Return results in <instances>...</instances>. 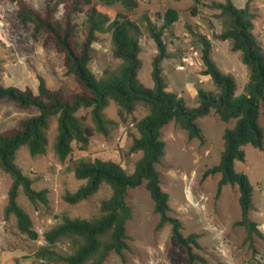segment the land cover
<instances>
[{
  "label": "trees",
  "instance_id": "trees-1",
  "mask_svg": "<svg viewBox=\"0 0 264 264\" xmlns=\"http://www.w3.org/2000/svg\"><path fill=\"white\" fill-rule=\"evenodd\" d=\"M15 5V15L24 26H30L32 36L37 41L42 36L41 45L51 49L63 58L64 75L72 77L78 92L65 96L60 91L51 90L43 78L39 79L37 93L30 89L20 90L14 87L4 88L0 84V101L16 103L18 108L36 107L39 114L24 119L17 129L0 133V169L8 174L12 183L4 208V218L14 217L19 232L31 240H37L38 234L32 227L29 215L18 204L20 191L33 205L49 203L47 189H33V180L22 174L15 164L16 153L26 147L32 156L43 155L47 151V129L49 119L57 117V134L52 145L56 158L67 165L78 180H84L75 192L65 193L63 199L68 204H77L95 195L102 185L110 189V197L100 204L97 218H68L43 233L45 245L39 247L35 257L58 264H104L114 252L123 260V252L129 249L126 224L132 216L127 203L130 189L144 184L154 204V212L159 215L157 225L161 228L170 223L171 238L186 249L187 264H208L207 260L194 252L198 247L196 233L183 236L181 223L169 216L168 194L160 187V174L156 165L165 153V143L161 139V130L174 122L186 132L188 140L205 139L197 120L211 110L222 122L235 120L231 128L223 133V151L219 164L206 170L203 177L219 175L217 195L225 185L239 187L240 219L234 223L246 232L245 241L250 244L253 237L262 238L257 224L251 220L253 210L252 186L244 173L233 170L235 161L244 162V147L263 149V131L258 123V110L264 106V47L253 33L255 13L248 6L237 8L231 0L212 2L210 8L219 11L222 30L215 39L229 41L233 52L241 53L242 62L248 70V81L244 92L236 96V82L233 77L223 73L211 58V42L201 34L192 36V44L200 51L204 67L203 75L209 76L214 90L207 91L201 82L194 83L196 107H188L184 99L167 90L162 76L161 62L171 59L173 54L167 50L165 33L172 31L179 18L175 9L168 8L159 18L158 24L144 18L150 39L156 47L152 59L151 78L153 88L148 89L137 80L142 61L139 26L128 20L110 18L99 12L91 0H46L44 13L32 8L26 0H1ZM105 6L120 4L127 11L137 7V0H99ZM59 7L63 8L60 18H56ZM82 19L81 22L78 20ZM110 33L112 51L115 58L121 60L119 70L114 73L104 71L97 79L89 69L92 59V45L97 34ZM113 102L117 114L123 119L137 106L147 108L148 114L134 124L138 137L133 138L130 152H140L134 169L127 173L119 164L100 159H75L74 145L79 152H85L94 132H104L108 121L103 110ZM90 109L95 129L84 124V118L76 116L81 109ZM66 242L70 248L67 254H60L55 247ZM39 264H43L42 262Z\"/></svg>",
  "mask_w": 264,
  "mask_h": 264
},
{
  "label": "rangeland",
  "instance_id": "rangeland-1",
  "mask_svg": "<svg viewBox=\"0 0 264 264\" xmlns=\"http://www.w3.org/2000/svg\"><path fill=\"white\" fill-rule=\"evenodd\" d=\"M39 13H44L46 0H26ZM237 8L245 7L248 0H231ZM212 2L225 0H137V7L127 11L120 4L105 6L99 0H91L92 5L111 21L119 18L136 23L141 29L139 57L142 61L137 75L138 82L152 89V59L156 47L146 29L144 18L158 24L159 18L168 8L179 13L177 22L170 33H165L167 50L173 54L171 59L161 62L162 76L167 90L181 96L188 107H196L194 83L201 82L207 91L214 90L210 78H204L199 49L194 46L192 36L204 35L211 42V58L217 67L230 75L236 82L235 95L244 92L248 81V70L242 62L241 53L231 50L229 41L215 39L222 30L219 11L210 8ZM248 6L255 13L253 33L264 47V0H249ZM63 8L59 7L56 18H60ZM0 15L4 26L0 28V84L2 87H14L20 90L30 89L37 93L39 79L43 78L51 90L60 91L68 96L78 92L72 79L64 75L63 58L51 49L41 45L42 36L36 41L30 26L22 25L15 15V5L0 0ZM82 19L78 21L81 22ZM92 45V59L89 69L97 79L105 70L116 73L121 60L115 58L112 51L110 33L97 34ZM198 52L197 63L186 69H178L184 63L183 58L190 55L189 48ZM39 114L36 107L20 109L12 101H0V133L17 129L24 119ZM148 114L147 108L137 106L131 114L121 119L117 106L109 102L103 110L108 121L104 132H94L85 152H79L74 145L75 159H100L119 164L127 173L134 169L140 152H130L133 138L138 137L134 124ZM76 116L84 118V124L95 129L90 109L81 108ZM204 136V143L188 140L186 132L174 122L161 130V139L165 143V153L156 165L160 174V187L168 194L169 216L181 223V234L188 236L196 233L198 247L194 252L204 257L208 264H264V145L262 150L250 145L244 147L245 161H235L233 170L244 173L252 186L253 210L250 218L257 224L263 237H253L250 244L245 241L246 232L234 225L240 219L239 187L225 185L217 195L220 176L203 177L206 170L219 164L223 151V133L231 128L235 120L222 122L211 110L197 120ZM258 123L263 131L264 142V106L258 110ZM57 134V117H51L48 123L47 151L43 155L32 156L26 147L16 153L15 164L22 174L33 180V189H47L49 203L33 206L20 191L18 204L29 215L37 240H31L19 232L14 217L4 218V208L12 179L0 169V264H58L35 257L39 247L45 245L43 233L68 218L93 219L100 215V204L110 197V189L102 185L98 192L87 200L77 204L64 201L65 193L75 192L84 180H78L60 162L52 151ZM191 192L192 202L186 199L185 190ZM127 203L132 216L126 224L129 249L121 257L112 252L104 264H187L186 249L171 238L170 223L158 228L160 217L154 212V204L149 193L141 186L130 189ZM55 250L67 254L70 248L66 242H60ZM200 264V263H197Z\"/></svg>",
  "mask_w": 264,
  "mask_h": 264
},
{
  "label": "built area",
  "instance_id": "built-area-1",
  "mask_svg": "<svg viewBox=\"0 0 264 264\" xmlns=\"http://www.w3.org/2000/svg\"><path fill=\"white\" fill-rule=\"evenodd\" d=\"M4 26V21L2 16L0 15V28H2ZM190 51V55L188 57H185L182 59L183 61V65L179 66L178 69H186L188 67H192L194 65H196L197 63V57H198V52L196 50H194L193 47L189 48Z\"/></svg>",
  "mask_w": 264,
  "mask_h": 264
},
{
  "label": "bare ground",
  "instance_id": "bare-ground-1",
  "mask_svg": "<svg viewBox=\"0 0 264 264\" xmlns=\"http://www.w3.org/2000/svg\"><path fill=\"white\" fill-rule=\"evenodd\" d=\"M190 193H191V192H189L188 189L185 190L186 199H187L189 202H192V196H191Z\"/></svg>",
  "mask_w": 264,
  "mask_h": 264
},
{
  "label": "crops",
  "instance_id": "crops-1",
  "mask_svg": "<svg viewBox=\"0 0 264 264\" xmlns=\"http://www.w3.org/2000/svg\"><path fill=\"white\" fill-rule=\"evenodd\" d=\"M176 25V24H175ZM175 25H174V27H175ZM202 77H204V78H210L209 76H206V75H203Z\"/></svg>",
  "mask_w": 264,
  "mask_h": 264
}]
</instances>
